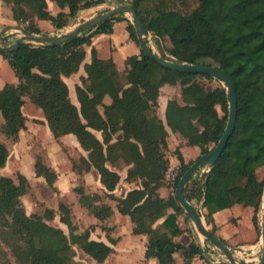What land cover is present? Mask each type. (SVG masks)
<instances>
[{
    "label": "trees",
    "instance_id": "obj_1",
    "mask_svg": "<svg viewBox=\"0 0 264 264\" xmlns=\"http://www.w3.org/2000/svg\"><path fill=\"white\" fill-rule=\"evenodd\" d=\"M2 1L11 9L12 19L32 33L41 32L37 20H49L58 30L79 10L101 2L53 0L60 11L51 14L46 0ZM129 4L135 7L154 42L165 37L169 40L160 56L179 63L216 66L231 78L236 94L234 129L216 162L207 172L198 170L191 176L183 195L200 207L210 232L225 244L216 233L213 214L236 203L252 207V222L260 235L264 180L258 178L256 170L264 165V0H130ZM121 20L126 21V30L140 48L139 54L128 56L125 68L119 71L112 58H99L91 47L90 61L83 64L86 75L80 78L81 85L75 86L77 107L69 98L63 77L78 71L93 36L111 33L113 22ZM0 54L18 78L17 84H6L0 89L1 130L7 139L17 141L19 131L25 128L21 108L28 97L43 111L55 138L67 133L76 136L87 151V158L72 160L73 168L80 174L96 170L107 192L113 191L119 175L106 163L114 164L121 157L133 164L127 178L141 177V187L129 190L116 206L120 214L129 216L135 232L146 235V259L154 258L156 264H178L176 252L181 253L183 260L203 255L205 249L199 242L192 239L184 245L173 239L183 232L177 217L183 214L189 219L175 196V188L183 172L201 154L210 152L224 131L229 113L224 86L206 89L198 78L211 80V76L168 69L146 56L131 21L123 13L65 43H21ZM164 84L180 85V101L172 97L167 102L166 125L181 135L186 145L199 148L197 157L189 161L176 149L180 172L167 197L158 192L164 185L167 168L163 148L167 147L168 132L156 115L159 90ZM106 96L109 103L104 102ZM94 131L100 132V138ZM114 134L117 136L112 141ZM8 154L0 139V168ZM45 170L38 161L36 173L40 175ZM16 179L15 182L0 175V238L20 263L72 264V246L97 262H103L113 252L110 244L90 238L92 226L78 229L66 203L60 202L58 210L67 233L49 223L55 215L51 209H45L42 215H27L20 199L27 191V180L20 173ZM75 191L89 213L104 217L101 195L85 193L82 186ZM159 219L163 220L157 223ZM108 241L114 244L117 238L110 236ZM0 255H4L2 249ZM208 261L207 264H221Z\"/></svg>",
    "mask_w": 264,
    "mask_h": 264
},
{
    "label": "crops",
    "instance_id": "obj_2",
    "mask_svg": "<svg viewBox=\"0 0 264 264\" xmlns=\"http://www.w3.org/2000/svg\"><path fill=\"white\" fill-rule=\"evenodd\" d=\"M46 2L48 10L51 14H56L60 11V8L53 0H46ZM103 4L104 3L100 2L98 5L86 9H81L79 13L83 15V20L88 19L95 14L91 13L93 11H96V9L101 7ZM113 6H116V4L113 3L107 5V7ZM64 11H67V8H65ZM14 22L15 21L12 19L11 9L2 0H0V29L4 25L13 24ZM37 25L40 28L41 32H45L48 34H54V31L56 30L49 20H37ZM118 27H120L119 33L116 34V30ZM112 28L113 31L111 33H101L93 36L91 38V45L85 47L86 55L78 71L67 77H63L68 86L69 98L71 102L77 107H79V103L76 97L75 86L81 85L80 78L86 75L83 64L90 61L91 47H94L96 49L97 56L99 58H112L119 71H122L125 68L124 60L128 56L139 54L140 52V48L138 47V45L129 37V34L126 30L125 20L114 21ZM11 34L12 36H9L8 39L10 40V44H12L18 36L17 34H13V32H11ZM106 41L108 42V47L105 43H103ZM102 50H104L103 56L100 55V52ZM17 83L18 78L16 77L13 69L9 65L7 59L0 54V89H2L6 84ZM177 88V85H162L160 87L157 99L158 106L156 108V115L162 120L165 125V128L168 132V143L171 142L172 138L176 137V133L172 132L166 125L165 110L167 102L170 98L176 97L178 101H180V96L176 95ZM27 101H30V99L28 97H25L24 104L21 108L22 113L25 116V128L19 131L17 141H11L9 139H7L8 141L6 142L4 141L9 154L5 165L0 168V175L11 177L15 182L17 181V173L22 174L26 178L27 191L20 197L25 213L27 215L35 213V210H32L33 206L45 202V209H51L55 214L54 218L49 221V223L51 224L54 219H57L58 224L52 225L61 228L65 233H67V226L59 220L58 207L59 203L63 202L69 205L71 209V219L74 223L78 224L80 230H82L83 225H85L84 227L87 228L94 224L96 228H100L99 224L103 223L102 221H105L108 222V226L113 227L118 221H122V223L128 222L130 229L129 232L131 234H133L134 236L139 235L146 241V235L139 234L133 230L129 216L120 214L116 206L117 202H105L102 200V203L105 205V212L104 217L101 219L89 213L87 208L79 202V195L75 191L76 187L82 186L85 193L88 194L97 193L101 195L100 193H103V186L100 182H98V178L94 175L93 169L80 174L76 169L73 168L72 160H76L80 156L87 158V151L79 145L76 136L72 133H67L61 135L58 138H55L48 127L43 111L37 105L36 106L38 107V109L29 106L31 113H29V115L25 114V108L29 105L27 104ZM104 102L109 103L110 98L107 96L104 97ZM0 121H2V119H0ZM96 132L98 131H94V134ZM98 133L100 134V132ZM95 135L97 136V134ZM97 137L100 138V136ZM8 142L11 144H9ZM185 147H188L187 149L194 150H192V152L187 155L185 153ZM180 150L182 156L186 161L194 160L199 154V148L197 146L186 145L185 140L181 145ZM36 152H42L43 159L40 158L41 154H37ZM170 158L171 171L178 167V160L173 155H171ZM38 161L46 167V170L40 175L36 173V163ZM7 169H9V171ZM125 184L128 183L125 182ZM116 190L113 191V193H115ZM158 192L162 197H167L168 194L171 193L170 188L165 184L159 187ZM116 195L117 194H115V196ZM26 198H29L31 202V208L30 210H28V212L25 205ZM107 207H109V209ZM243 209H248L250 211L247 217L251 220L252 226L254 227L252 222V207L243 206L241 203H236L229 208L221 209L213 214L214 223L216 225V233L223 240H225L226 245L229 248H261V238L260 235L256 232L255 228L252 234L246 235L244 231L238 227V222L240 220L239 218H241L243 215ZM168 212H172V210L169 209ZM75 215H77V217ZM179 218L181 217H177V222L181 229H183V232L182 234L175 236L173 239L186 245L191 241V239H189L188 242H182L180 240L181 236L186 233V231H184V229L186 228L179 223ZM162 220L163 219H159L157 223L161 222ZM247 225L249 226V224ZM64 226L66 227L67 232L64 230ZM248 226L247 228L249 229ZM113 230L116 231V234H118L117 227ZM91 233L90 238L94 239L91 236ZM130 233L126 235L128 242H131L132 240V235ZM108 244L112 246L110 242ZM113 245H115V243ZM207 246L211 249H215L213 246ZM217 251L218 254L220 253V255H222L219 250ZM175 255L181 256V258H179L178 260L177 258H175L178 264L185 263L180 252H176L174 254V257ZM149 259L153 260L156 264V259ZM193 259L196 258L194 257L192 258V260Z\"/></svg>",
    "mask_w": 264,
    "mask_h": 264
},
{
    "label": "rangeland",
    "instance_id": "obj_3",
    "mask_svg": "<svg viewBox=\"0 0 264 264\" xmlns=\"http://www.w3.org/2000/svg\"><path fill=\"white\" fill-rule=\"evenodd\" d=\"M129 1L130 0H122L121 2H118L117 0H101V2L104 4L101 7H99L98 9H96V11H93L91 14L95 13L94 15H97L99 13H104L108 8H110V7H107L108 4H113V3L116 5H118V4H129ZM79 11L77 12V14L74 17L68 19L66 25L63 28L58 29V30L56 29L54 31V34H49V35L55 36L58 34L67 33L72 28H74V26L77 23L83 21V15H81L79 13ZM123 16H126V18H128L129 20L131 18L129 13H123ZM84 20H87V19H84ZM13 24H21V23L14 22ZM21 25L24 26V24H21ZM119 29H120V27L117 28L116 34L119 33ZM11 32H13V34H17V35L20 34V31H14V30L8 31L4 36L0 37V45L1 46H6V44L10 42V40H8V39H9V36H12ZM41 33H45V32H40L37 34H41ZM148 41H149V44L151 45L152 50H154L159 55L161 52L165 51L166 46L169 45V40L166 37L162 38L158 42H154L153 36L151 34L148 37ZM103 43H105L106 46L108 47L107 41L103 42ZM32 44H37V43H32ZM100 53H101L100 55L103 56L104 50H102ZM165 54L168 55L167 52H165ZM198 80L200 82H202L203 85H205L206 89H212V88L219 86V85L225 87V84L222 81L215 79V78H213L211 80H207L205 78H198ZM177 86H178V88L176 91V95L179 96L180 85H177ZM27 104H29L25 108V114H27V115H29V113H31L29 106H32L33 108L38 109V107L36 105H34L33 103H31L30 101H27ZM217 109L219 111V114H221L218 106H217ZM1 124H2V121H0V139H1V141L6 142L8 140L4 136V134L2 133V130H1L2 125ZM95 134H97V136H100V134L98 132H96ZM116 136H117V134L113 135L112 141H115ZM175 136L176 137L172 138L171 142H169V143L167 142V138H166L167 147L163 148V159L166 160V162H167V168H166V171H165V174H164L162 181H163V184L167 185L170 188V192H172V190L174 188V184H175V179L177 178V176L180 172V166L175 168L173 171H170V159H171L170 157H171V155L175 156L174 153L176 152V149H178V148L181 149V145L184 142V140H183L184 138L181 135L176 133ZM132 141L136 142L134 139H132ZM9 144H11V143H9ZM138 145H139V143H138ZM187 148L188 147H185V153L187 155L190 154L192 152V150H194V149L190 150ZM36 153L41 154L40 158L43 159L42 152H39V153L36 152ZM78 158L76 159V161H78ZM114 162H115L114 164H110L109 162H107L106 166L108 168H110L111 170L116 171L119 175V180H118L115 188L113 189V191H115L116 189L117 190L115 193H113V191L108 192L110 194L107 195V193H106L107 190L102 185L103 186L102 190H103L104 194L103 193H100V194L102 196V200L105 202L106 201L107 202H109V201L117 202V200L120 197L124 196L129 190H131L133 188L141 187V177L135 176L132 178H127V171L132 167V165H133L132 163H127L126 160L124 158H121V157H118V159H116ZM79 165H81V164H79ZM204 168H209V167L206 165H203L202 169H204ZM7 170L9 171V169H7ZM172 172L175 174L174 180L171 179ZM93 173L98 178V182H100V175L98 174V172L96 170H93ZM257 175H258L259 179L264 180V165L259 167V169L257 170ZM125 182H127L128 184H125ZM115 194H117V195L115 196ZM110 195L112 197H109ZM45 204H46L45 202H42L41 204L34 205L32 210H35V213L42 215L44 210H45ZM48 204H50V203H48ZM53 204H54V201H53ZM25 205L27 207L26 210L28 212V210H30V208H31L30 207L31 202H30L29 198L25 199ZM116 205H117V203H116ZM107 208L109 209V207H107ZM249 212L250 211L248 209H243V215L241 218H239L240 220L238 222V227L241 230H243L246 235L252 234L254 232V227L252 226L251 220L247 217ZM261 215H262V206H261ZM75 216L77 217V215H75ZM179 216L181 217L178 219L179 223L186 228V229H184V231H186V233L181 236L180 240L182 242H188L189 239H191V240L193 239V240L199 242L200 245L205 249V251L203 252V255H201L200 257L198 256L199 258L195 257L196 259H193V260H192V258H189L187 260H184L185 261L184 264H207L209 262L208 260H210L211 262L225 261L227 264H229L227 258L223 255V253L219 249L214 247V245H213V247L215 249H211L210 247L207 246L208 244L204 241L205 238L203 236H201L196 231V229H195V227H194V225L190 219L184 218L183 214L179 215ZM260 218H261V222H262V217H260ZM202 220H203L204 224L206 225V227L208 229H210V225H208L206 223L204 215L202 216ZM102 222L103 223L99 224L101 229L96 228V226L94 224H92L91 236L94 239H99V240L101 239L107 243H109L108 237L111 236L113 238H117V242L115 243V245L112 244L113 252L103 262H97L96 260H94L93 258L88 256L87 254H85L79 247L72 246L73 255H74V257H73L74 263H72V264H155L153 260H151L149 258L146 259L144 257V249H145V242L146 241L141 236H139V235L134 236L133 234H131L129 232L130 229H129L128 222L122 223V221H118L113 227L108 226V222H105V221H102ZM51 224H58L57 219H54L51 222ZM247 224H249V226ZM77 226H78V224H77ZM84 226L85 225L82 226V229L85 228ZM247 226L249 227V229L247 228ZM116 227H117V231H118L117 233L118 234H116L115 233L116 231L113 230ZM63 228L67 232L66 227L64 226ZM78 229L80 230L79 226H78ZM129 233L132 235L131 242H128V240L126 238V235ZM1 238H0V249H2L4 251V255L3 256L0 255V264H22L18 261L16 256L12 253L10 247ZM210 246H212V245H210ZM217 250H219L222 255H220V253L218 254ZM230 250L234 254V256L237 258L238 261L243 262V263H247V264H255L259 261V259L261 257V248H259V247H257V248L244 247L242 249L232 247V248H230ZM239 250H241L240 253H239ZM236 251H238V252H236ZM175 258H177V260H178L179 258H181V256L175 255Z\"/></svg>",
    "mask_w": 264,
    "mask_h": 264
},
{
    "label": "water",
    "instance_id": "obj_4",
    "mask_svg": "<svg viewBox=\"0 0 264 264\" xmlns=\"http://www.w3.org/2000/svg\"><path fill=\"white\" fill-rule=\"evenodd\" d=\"M121 13H129L130 20L134 27L135 34L139 40L140 47L143 53L153 59L155 62L161 66L176 70L179 72H195L205 75H209L212 78L218 79L225 84L226 93L229 98V113L228 120L224 131L214 146V148L208 152L201 154L197 159H195L191 165L183 172L180 176L177 186L175 188V196L179 204L184 208L185 213L188 215L189 219L192 221L196 231L203 236L207 241L219 249L223 255L227 258L229 264H247L237 260L234 254L231 252L230 248L222 242L216 235L212 234L210 230L206 227L202 220V211L200 207H197L187 201L183 195V189L186 183L189 181L190 177L193 176L203 165L208 167L212 166L222 150L224 149L226 142L231 135L234 125L236 122V94L233 87V82L231 78L221 70L220 68L212 65H197L189 63H179L172 60L163 58L154 50H152L149 42L146 41L149 37V31L140 20L137 11L134 6L129 4H118L116 6L108 8L104 13H99L92 16L87 20H83L77 23L74 28L69 32L64 34H58L55 36L49 35L47 33H32L25 30L24 26L21 24H7L0 29V37L4 36L8 31H20L17 38L12 44L6 46H0V52H9L16 49L21 43H37L40 45H59L65 43L69 40L75 39L79 34L88 28L95 26L96 24ZM262 222L260 230L261 238V257L259 261L255 264H264V187L262 196ZM221 264H227L225 261H221Z\"/></svg>",
    "mask_w": 264,
    "mask_h": 264
},
{
    "label": "built area",
    "instance_id": "obj_5",
    "mask_svg": "<svg viewBox=\"0 0 264 264\" xmlns=\"http://www.w3.org/2000/svg\"><path fill=\"white\" fill-rule=\"evenodd\" d=\"M174 170V169H173ZM173 170H171V171H173ZM209 170V168H204V169H202V167L199 169V171L200 172H207ZM171 179L172 180H174L175 179V174L172 172V174H171ZM176 180V179H175ZM243 248V247H242ZM242 248H239V249H242ZM241 250H239V252H240Z\"/></svg>",
    "mask_w": 264,
    "mask_h": 264
},
{
    "label": "bare ground",
    "instance_id": "obj_6",
    "mask_svg": "<svg viewBox=\"0 0 264 264\" xmlns=\"http://www.w3.org/2000/svg\"><path fill=\"white\" fill-rule=\"evenodd\" d=\"M246 250V249H245Z\"/></svg>",
    "mask_w": 264,
    "mask_h": 264
}]
</instances>
